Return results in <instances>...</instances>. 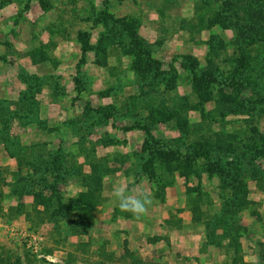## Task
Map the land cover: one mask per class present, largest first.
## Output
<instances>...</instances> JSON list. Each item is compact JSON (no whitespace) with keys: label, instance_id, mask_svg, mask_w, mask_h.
<instances>
[{"label":"rangeland","instance_id":"374dc122","mask_svg":"<svg viewBox=\"0 0 264 264\" xmlns=\"http://www.w3.org/2000/svg\"><path fill=\"white\" fill-rule=\"evenodd\" d=\"M0 264H264V0H0Z\"/></svg>","mask_w":264,"mask_h":264},{"label":"crops","instance_id":"0c3cea01","mask_svg":"<svg viewBox=\"0 0 264 264\" xmlns=\"http://www.w3.org/2000/svg\"><path fill=\"white\" fill-rule=\"evenodd\" d=\"M172 188H175V186L171 184L166 185V197L163 201L164 203H160L162 204V208L158 209V211L161 212L157 213L158 215H162V218L166 219V231L163 230V235L166 234V252L171 253V249H176L178 251L182 249L185 250L186 253H198L200 251L199 247L203 239V234L197 229L193 231L189 230L190 232H188L187 229L194 224L195 226H200V223L198 220L195 221L192 218L191 211L193 209H189L186 200L182 201L178 196L171 198L170 192ZM168 221H176L178 225L172 226V223L169 224ZM161 241L165 243V238L162 237Z\"/></svg>","mask_w":264,"mask_h":264},{"label":"clouds","instance_id":"9594fccd","mask_svg":"<svg viewBox=\"0 0 264 264\" xmlns=\"http://www.w3.org/2000/svg\"><path fill=\"white\" fill-rule=\"evenodd\" d=\"M111 195L121 211L130 212L136 217L146 215L152 204V197L148 192L139 190L132 194L126 184L116 186Z\"/></svg>","mask_w":264,"mask_h":264},{"label":"trees","instance_id":"16d2710c","mask_svg":"<svg viewBox=\"0 0 264 264\" xmlns=\"http://www.w3.org/2000/svg\"><path fill=\"white\" fill-rule=\"evenodd\" d=\"M86 44H87V40H83L82 41V45H81L82 53H83V51H85ZM80 59H81L80 61H83V54H82ZM194 220L196 221V220H199V219H194Z\"/></svg>","mask_w":264,"mask_h":264}]
</instances>
